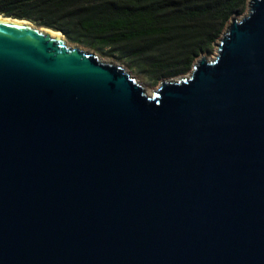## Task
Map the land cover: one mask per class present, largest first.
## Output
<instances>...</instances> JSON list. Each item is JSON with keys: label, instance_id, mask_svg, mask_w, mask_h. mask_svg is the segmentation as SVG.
I'll return each mask as SVG.
<instances>
[{"label": "water", "instance_id": "95a60500", "mask_svg": "<svg viewBox=\"0 0 264 264\" xmlns=\"http://www.w3.org/2000/svg\"><path fill=\"white\" fill-rule=\"evenodd\" d=\"M245 9L150 93L0 20V264H264V0Z\"/></svg>", "mask_w": 264, "mask_h": 264}, {"label": "trees", "instance_id": "16d2710c", "mask_svg": "<svg viewBox=\"0 0 264 264\" xmlns=\"http://www.w3.org/2000/svg\"><path fill=\"white\" fill-rule=\"evenodd\" d=\"M247 0H0V14L60 31L153 80L186 72Z\"/></svg>", "mask_w": 264, "mask_h": 264}, {"label": "rangeland", "instance_id": "374dc122", "mask_svg": "<svg viewBox=\"0 0 264 264\" xmlns=\"http://www.w3.org/2000/svg\"><path fill=\"white\" fill-rule=\"evenodd\" d=\"M246 9H244L245 11ZM243 11V12H244ZM242 12V13H243ZM241 13V14H242ZM240 15V14H239ZM237 15V16H239ZM32 23V22H31ZM224 29V28H223ZM223 31V30H222ZM218 39V38H217ZM217 41V40H216ZM70 42V41H68ZM70 43H73V42H70ZM81 47L83 48H86V49H90L92 51L95 52L96 55L100 56L102 59H105V60H112L113 62H116L120 65H122L124 67V69L126 70V72L129 73L130 76H132L136 81H138L139 83H141L148 91V93H150L151 91H153L154 89H156L159 85V82L162 80V79H167V78H177V77H181L183 75H186L189 73V71L191 70V68H189L186 72L184 73H180L178 75H175V76H171V77H166V78H161L159 80H153L151 77H149L148 75L142 73V72H139L131 67H129L125 62H122V61H119V60H116L115 58L111 57V56H107L105 55L104 53H98L97 51H95L94 49H91L87 46H83V45H80ZM215 52V46L213 45V47L211 48V50L209 52H203L202 54L206 55L207 57H212L213 54ZM195 61V60H194Z\"/></svg>", "mask_w": 264, "mask_h": 264}, {"label": "bare ground", "instance_id": "6f19581e", "mask_svg": "<svg viewBox=\"0 0 264 264\" xmlns=\"http://www.w3.org/2000/svg\"><path fill=\"white\" fill-rule=\"evenodd\" d=\"M0 20H6V21H20L19 19L10 17V16H4L2 14H0ZM24 23H29V21H25V20H21ZM44 29V28H43ZM52 33H57L58 35H60V33L58 31H51Z\"/></svg>", "mask_w": 264, "mask_h": 264}]
</instances>
